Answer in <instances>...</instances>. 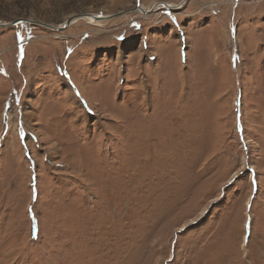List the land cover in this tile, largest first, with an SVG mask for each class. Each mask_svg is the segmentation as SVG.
<instances>
[{
	"label": "rangeland",
	"instance_id": "obj_1",
	"mask_svg": "<svg viewBox=\"0 0 264 264\" xmlns=\"http://www.w3.org/2000/svg\"><path fill=\"white\" fill-rule=\"evenodd\" d=\"M0 264H264V0L0 27Z\"/></svg>",
	"mask_w": 264,
	"mask_h": 264
},
{
	"label": "water",
	"instance_id": "obj_2",
	"mask_svg": "<svg viewBox=\"0 0 264 264\" xmlns=\"http://www.w3.org/2000/svg\"><path fill=\"white\" fill-rule=\"evenodd\" d=\"M186 1L187 0H183L180 5L182 6ZM159 6H164V7L170 8V9H178V7H179V6L168 5L166 3H157L152 8H150L149 10H145V8L141 4V0H138L136 7L132 10H129V11H124V12H120L118 14L108 15V16L90 14V13L74 14V15H71L64 23H62L58 26L48 24V23H44V22H37V21H34L32 19L22 18V19H16L10 23H0V27L6 28V27L15 26V25L20 24V23H30V24L46 27V28H49V29H52L55 31H63L65 29H67L68 27H70L75 21L80 20V19H84V18H89V16H92L95 21H109V20L114 19L116 17L126 15L129 13H134V12H140L143 15L149 16V15L153 14V12H155Z\"/></svg>",
	"mask_w": 264,
	"mask_h": 264
},
{
	"label": "bare ground",
	"instance_id": "obj_3",
	"mask_svg": "<svg viewBox=\"0 0 264 264\" xmlns=\"http://www.w3.org/2000/svg\"><path fill=\"white\" fill-rule=\"evenodd\" d=\"M147 9V8H146ZM146 16V15H145ZM84 19H86L89 23H95V22H103V21H95L94 19H93V17L92 16H89V18H84ZM81 20V19H80ZM77 21H79V20H77ZM77 21H75V22H77ZM74 22V23H75Z\"/></svg>",
	"mask_w": 264,
	"mask_h": 264
}]
</instances>
